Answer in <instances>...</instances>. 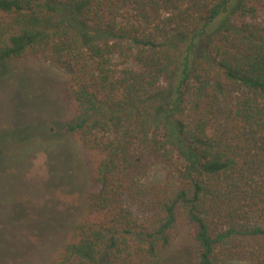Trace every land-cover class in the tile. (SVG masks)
I'll return each instance as SVG.
<instances>
[{
    "label": "trees",
    "instance_id": "trees-1",
    "mask_svg": "<svg viewBox=\"0 0 264 264\" xmlns=\"http://www.w3.org/2000/svg\"><path fill=\"white\" fill-rule=\"evenodd\" d=\"M26 58L68 73L95 184L47 264H171L179 237L192 264H264V0H0V80Z\"/></svg>",
    "mask_w": 264,
    "mask_h": 264
},
{
    "label": "rangeland",
    "instance_id": "rangeland-1",
    "mask_svg": "<svg viewBox=\"0 0 264 264\" xmlns=\"http://www.w3.org/2000/svg\"><path fill=\"white\" fill-rule=\"evenodd\" d=\"M5 69L0 133L20 128L28 133L18 144L0 140V264H47L87 217L95 184L78 138L63 129L75 109L64 89L68 73L38 58ZM166 175L167 167L158 164L149 179L160 183ZM195 256V246L184 237L167 253L171 264H192Z\"/></svg>",
    "mask_w": 264,
    "mask_h": 264
}]
</instances>
